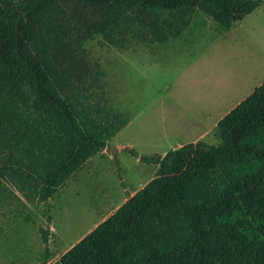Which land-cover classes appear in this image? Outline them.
I'll use <instances>...</instances> for the list:
<instances>
[{
    "label": "trees",
    "instance_id": "trees-1",
    "mask_svg": "<svg viewBox=\"0 0 264 264\" xmlns=\"http://www.w3.org/2000/svg\"><path fill=\"white\" fill-rule=\"evenodd\" d=\"M264 0H0V194L50 201L125 116L85 44L164 48L205 20L224 34ZM200 140L135 160L154 177L52 264H264V82ZM6 186V187H5ZM8 186V187H7ZM48 228L40 229L49 264Z\"/></svg>",
    "mask_w": 264,
    "mask_h": 264
},
{
    "label": "rangeland",
    "instance_id": "rangeland-1",
    "mask_svg": "<svg viewBox=\"0 0 264 264\" xmlns=\"http://www.w3.org/2000/svg\"><path fill=\"white\" fill-rule=\"evenodd\" d=\"M235 26L242 38L236 36L221 50L214 42L219 37L216 26L208 19L203 27L187 30L164 48L134 43L118 51L102 45L99 37L85 44L89 58L106 72L112 109L125 120L105 139L108 149L87 161L58 189L50 201V225L43 217L42 204L20 201L10 187L2 190L0 264H39L44 249L39 230L44 228L49 233L48 249L57 257L127 199L115 161L127 194L154 177L151 166L135 160L125 148L152 156L186 145L201 132L193 129L199 122L222 115L255 87L264 77L261 7ZM251 69L256 75L247 85L245 73ZM219 100L224 106L221 112L208 116L211 104ZM189 126L193 130L186 133ZM210 130H202V137L192 140L193 144L199 140L217 144Z\"/></svg>",
    "mask_w": 264,
    "mask_h": 264
},
{
    "label": "crops",
    "instance_id": "crops-1",
    "mask_svg": "<svg viewBox=\"0 0 264 264\" xmlns=\"http://www.w3.org/2000/svg\"><path fill=\"white\" fill-rule=\"evenodd\" d=\"M261 7V12L262 13H264V3L260 6ZM260 7H258V8H260ZM254 12V11H253ZM250 15V14H249ZM247 17V16H246ZM243 20V19H242ZM240 35V33L239 32H237V28H236V26H235V23H233L232 24V26L224 33V34H222V35H220L214 42H216L217 44L215 45V46H217V48L219 49V50H221V45H225V43L227 44L228 42H230V41H232L231 39H233V40H236V36H238L237 37V40H239L240 38H242L241 36H239ZM255 69H251L250 71H246V73H245V75H247L246 76V78H248V83H247V85H249L250 84V82H251V80H252V78L256 75V72L254 71ZM255 72V73H254ZM244 75V76H245ZM254 75V76H253ZM253 76V77H252ZM264 82V77L255 85V87L254 88H251L250 90H248V92L242 97V98H240L239 100H237L233 105H232V107H230L229 109H228V111H226L225 113H223L222 115H220V116H217V117H214V116H212V117H208L209 116V114H214V113H220L221 112V108H223L224 106H222L221 107V100H219V101H217V102H215V103H213V104H211V109L210 110H208V116H207V118H209V120H207L205 123H203V122H199L197 125H196V127L195 128H193V129H195V130H200L201 132L198 134V136H196V137H202V130H206V128H209V129H211L210 131L212 132L213 131V129L215 128V126H216V124L218 123V121L220 120V119H222L227 113H229L233 108H235L241 101H243L246 97H248L258 86H260L262 83ZM187 129L188 130H186L185 132L187 133L189 130H193V129H191L190 128V126L189 127H187ZM198 132H194V135L193 136H195L196 134H197ZM189 134V133H188ZM201 134V135H200ZM196 137H194V138H192V139H190V140H188L189 142H188V144H193V141L192 140H194V139H196ZM200 141V140H199ZM180 145H178V147H179ZM164 155V154H163ZM155 170H156V167L155 166H151V174H153V173H155ZM144 186H140L139 187V189H134L130 194H129V196H133L136 192H138L140 189H142ZM126 201V200H125ZM117 208H119V207H117ZM117 208H115L114 210H113V212L117 209ZM113 212H111L110 214H109V216L113 213ZM104 221V220H103ZM101 223V222H100ZM100 223H98V224H100ZM98 224H96V225H94L88 232H86L83 236H81L73 245H71L69 248H67L64 252H62L61 254H59L57 257H55L54 258V260L51 262V263H49V264H52V263H54L55 261H57L59 258H60V256L62 255V254H64L66 251H68L72 246H74L76 243H78L84 236H86L88 233H90Z\"/></svg>",
    "mask_w": 264,
    "mask_h": 264
}]
</instances>
